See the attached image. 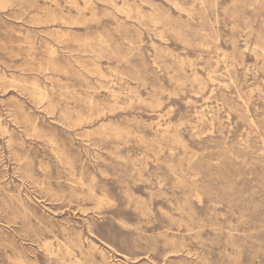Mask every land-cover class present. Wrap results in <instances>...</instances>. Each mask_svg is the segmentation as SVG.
<instances>
[{"label":"rangeland","instance_id":"rangeland-1","mask_svg":"<svg viewBox=\"0 0 264 264\" xmlns=\"http://www.w3.org/2000/svg\"><path fill=\"white\" fill-rule=\"evenodd\" d=\"M0 264H264V0H0Z\"/></svg>","mask_w":264,"mask_h":264},{"label":"bare ground","instance_id":"bare-ground-1","mask_svg":"<svg viewBox=\"0 0 264 264\" xmlns=\"http://www.w3.org/2000/svg\"><path fill=\"white\" fill-rule=\"evenodd\" d=\"M2 3V2H1ZM4 90V89H3ZM41 93V92H40ZM86 121V120H85ZM248 132V131H247ZM249 134V133H248ZM240 139V138H239ZM247 145V144H246ZM53 151V150H52ZM58 154H59V152H58Z\"/></svg>","mask_w":264,"mask_h":264}]
</instances>
